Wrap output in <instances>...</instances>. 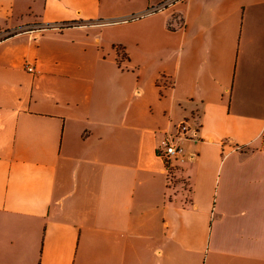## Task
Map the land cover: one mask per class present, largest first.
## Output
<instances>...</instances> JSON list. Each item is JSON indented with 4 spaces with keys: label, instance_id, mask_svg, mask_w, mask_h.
<instances>
[{
    "label": "crops",
    "instance_id": "obj_1",
    "mask_svg": "<svg viewBox=\"0 0 264 264\" xmlns=\"http://www.w3.org/2000/svg\"><path fill=\"white\" fill-rule=\"evenodd\" d=\"M157 1L0 0L71 23L0 39V264H264V0Z\"/></svg>",
    "mask_w": 264,
    "mask_h": 264
},
{
    "label": "built area",
    "instance_id": "obj_2",
    "mask_svg": "<svg viewBox=\"0 0 264 264\" xmlns=\"http://www.w3.org/2000/svg\"><path fill=\"white\" fill-rule=\"evenodd\" d=\"M184 0H158L155 4L148 6L143 11L133 14L129 16L126 20H133L140 17H143L145 15L164 11L167 9L174 8L178 3L183 2ZM71 23L68 22H62V23H55V24H32V25H26L24 27L17 28L16 30L12 31H1L0 30V39L17 32H41L46 30L47 28H56V29H62ZM27 70L32 71L33 67L29 64L26 65ZM189 129L188 125L185 121H182L178 124L176 127V132L174 134H169L163 136L160 141L158 142V154L162 156L163 160L167 165H170V162L172 159L176 158V156L180 153L181 147L179 146V143L177 142V138L180 135H184L187 130Z\"/></svg>",
    "mask_w": 264,
    "mask_h": 264
}]
</instances>
